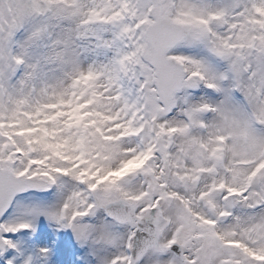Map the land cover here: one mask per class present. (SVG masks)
<instances>
[{"label": "snow or ice", "instance_id": "1", "mask_svg": "<svg viewBox=\"0 0 264 264\" xmlns=\"http://www.w3.org/2000/svg\"><path fill=\"white\" fill-rule=\"evenodd\" d=\"M0 264H264V0H0Z\"/></svg>", "mask_w": 264, "mask_h": 264}]
</instances>
